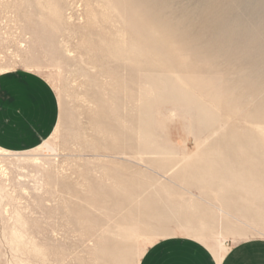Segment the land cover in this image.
I'll use <instances>...</instances> for the list:
<instances>
[{
	"label": "rangeland",
	"instance_id": "rangeland-1",
	"mask_svg": "<svg viewBox=\"0 0 264 264\" xmlns=\"http://www.w3.org/2000/svg\"><path fill=\"white\" fill-rule=\"evenodd\" d=\"M256 1L264 18V0ZM121 15L113 0H0V73H40L60 104L57 125L39 146L0 151V264H105L100 245L121 239L129 243L126 264H139L150 244L175 234L219 255L237 241L264 238L259 178L228 175L198 188L180 174L214 161L224 129L250 131L264 145L263 59L259 76L250 77L259 92L233 110L230 83L253 71L250 53L186 67L192 57L174 52L172 59ZM239 85L234 90L245 95ZM259 103L261 116L245 120ZM186 107L192 115L179 112ZM226 187L231 208L223 205ZM134 189L185 210L159 222L141 220L143 212L126 203L114 207L115 197ZM191 201L207 209L211 223L195 219Z\"/></svg>",
	"mask_w": 264,
	"mask_h": 264
},
{
	"label": "bare ground",
	"instance_id": "bare-ground-1",
	"mask_svg": "<svg viewBox=\"0 0 264 264\" xmlns=\"http://www.w3.org/2000/svg\"><path fill=\"white\" fill-rule=\"evenodd\" d=\"M113 1L121 9V16L128 22L130 28H134L143 35L155 48L174 60H178V57L173 55L174 52H181L184 56L192 57V62L186 64V67H191L196 60L207 65L212 63L213 58L217 59V57L222 60V63L226 60L231 62L236 50L238 53L243 51L250 53L249 59L254 60L253 71L243 73L236 81V84H240V88L245 91V95L235 91L234 89L238 87H235L236 84L230 83L232 84V91L229 104L233 110L237 109L243 101L259 92V87H251L250 85V77H258L260 74L258 72L259 61L261 58L264 61V18L256 14V0H189L191 3L189 6L179 4V0ZM155 34H159V36L155 37ZM258 51H261V56H258ZM184 110L191 115L193 114L190 107L179 108L181 114H186ZM261 110H263V106L259 103L254 110L245 111L243 118L245 120L257 118L261 116ZM162 115L163 112L158 111L155 114V119L158 122L161 121ZM156 137L160 139V133H156ZM216 142L214 161L200 164L180 174L193 176L195 181L192 184L198 188L217 184L218 178H226L228 175L236 178L240 174H251L259 178L264 190V145L260 143L254 133L242 129H224ZM0 151L2 154H9L8 150L0 148ZM33 160L36 162L38 157H33ZM172 173L177 174L176 172ZM227 187L222 193V200L225 208H231L232 200L225 194ZM136 189L132 192H126L120 199L117 198L118 196L115 197L114 207L126 203L129 211L141 210L143 212L141 220L159 222L166 218L170 210L175 209V213L178 215L180 212L183 214L185 210V206L160 205L154 197L150 195L143 197V192L135 191ZM133 194L136 196L141 194L140 199L134 202ZM190 204L196 206L195 219L205 221L207 224L211 223V217L208 216L205 207L196 201H191ZM215 208L219 213L225 212L222 207ZM237 210L243 213L244 209L237 208ZM224 228L229 229L228 223L224 224ZM128 244L125 239L116 243L111 241L109 244H101L99 247L100 258L105 264H126L130 250Z\"/></svg>",
	"mask_w": 264,
	"mask_h": 264
},
{
	"label": "crops",
	"instance_id": "crops-1",
	"mask_svg": "<svg viewBox=\"0 0 264 264\" xmlns=\"http://www.w3.org/2000/svg\"><path fill=\"white\" fill-rule=\"evenodd\" d=\"M60 115L55 89L40 73L14 69L0 73V148L24 151L39 146L54 131ZM139 264H264V238L235 242L219 255L185 234L148 246Z\"/></svg>",
	"mask_w": 264,
	"mask_h": 264
}]
</instances>
